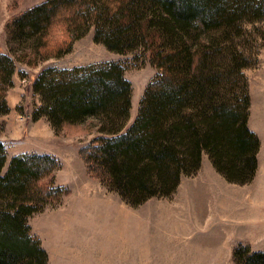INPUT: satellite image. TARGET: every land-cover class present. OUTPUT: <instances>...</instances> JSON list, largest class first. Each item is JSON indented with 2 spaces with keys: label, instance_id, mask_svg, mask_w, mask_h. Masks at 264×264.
I'll list each match as a JSON object with an SVG mask.
<instances>
[{
  "label": "trees",
  "instance_id": "16d2710c",
  "mask_svg": "<svg viewBox=\"0 0 264 264\" xmlns=\"http://www.w3.org/2000/svg\"><path fill=\"white\" fill-rule=\"evenodd\" d=\"M262 18L264 0H42L5 29L9 42L30 41V63L68 51L90 26L110 50L148 51L159 74L130 123L131 84L117 61L45 66L31 84L40 100L32 119L44 116L56 131L88 121L96 134L78 150L88 174L136 205L170 195L181 175L199 168L203 152L228 181L251 180L260 140L247 124V88L240 96L233 77L254 63L239 44L243 20ZM14 60L0 51V113L8 110ZM5 159L0 140V264H46L28 218L68 192L55 184L59 159L19 153L3 169ZM232 259L264 264V248L238 242Z\"/></svg>",
  "mask_w": 264,
  "mask_h": 264
},
{
  "label": "rangeland",
  "instance_id": "374dc122",
  "mask_svg": "<svg viewBox=\"0 0 264 264\" xmlns=\"http://www.w3.org/2000/svg\"><path fill=\"white\" fill-rule=\"evenodd\" d=\"M41 1L0 0V51L15 59L12 84L4 92L8 110L0 113V140L4 142L6 150L3 169H6L11 156L15 155L11 152L18 148L30 149L31 152L53 151L60 162L55 170L54 180H57V184L68 187V192L58 202H61L59 205L48 203L50 205H45L47 208L51 205L56 207L36 212L38 214L30 220L32 226L42 233L43 227L52 222L55 236H51L50 243L53 246L56 242L57 246L59 243H79L91 247H107L106 254L109 258L113 257L112 264H138L135 256L139 249L144 254V262L143 258L140 259L142 264H236L230 257L229 247L223 245L225 230L222 224L213 218L207 226V221L203 220L210 210L209 192L198 182V177L187 181L184 179L187 175H181L184 180L176 186L177 190L171 199L165 198L166 196H151L136 205L124 200L123 204L114 190L88 174L79 154V148L96 134L88 121L56 131L46 117L41 116L51 127L42 125L41 122L35 123L37 118L32 119L31 111L40 100L31 84L35 74L45 66L72 67L110 61L121 63L124 66V77L131 84L127 123L135 118L147 83L159 74V70L150 62L148 51L142 46L122 53L110 50L93 39L92 26L72 41L68 51L45 59L35 58L34 63H30L34 56L30 52V41L9 42L5 27L13 15ZM243 27L239 44L254 63L243 67L241 75H235L233 80L240 96L242 88H247L250 97L248 118L252 113V120L259 126L261 137L263 133L264 157V18L252 22L244 19ZM18 92L21 96L15 103L14 95H18ZM41 133L45 138L37 137ZM202 154L206 156L207 153ZM204 167L203 162V171ZM256 171L257 167L255 173ZM226 181L238 185L236 189L242 194L260 193L263 190L264 175H258L249 183ZM213 189L216 190V186ZM161 209L165 211L164 218L157 220V211ZM126 218V231L119 233L123 219ZM112 235H117L115 240L118 247H122L124 240L125 243L129 240L130 254L128 257L123 255L127 259L122 260L120 254L111 253L110 250L115 245L109 242ZM251 243V247L255 249L264 247V241Z\"/></svg>",
  "mask_w": 264,
  "mask_h": 264
},
{
  "label": "crops",
  "instance_id": "0c3cea01",
  "mask_svg": "<svg viewBox=\"0 0 264 264\" xmlns=\"http://www.w3.org/2000/svg\"><path fill=\"white\" fill-rule=\"evenodd\" d=\"M20 96L21 93L18 92V95H14L15 100L13 101H15V103L18 102ZM8 102L10 104V101ZM40 122L42 125L45 126L47 125L48 127H51L49 125V122H47L44 117H39L35 120V123L37 124ZM247 124L249 128L252 129L257 134L260 140L259 150L257 151V171L253 179L250 181L252 182L256 179L258 175H264V157L262 155L263 133L261 131L262 133V137H261L259 126L255 121L252 120V113H250ZM37 137L45 138L43 133L37 135ZM22 152H31V151L30 149H25L21 147L15 151H12L11 154H18ZM36 152L50 153V154L54 153L53 151H48V150H43V151L36 150ZM203 162L205 163L204 171L202 168ZM261 168H263V170H261ZM197 177L200 179L198 182L202 183L203 188L209 192L208 199H209L210 210L203 217V220L207 221V226L209 225V223L213 218L217 219L218 222L222 224L223 229L225 230V235L222 237V240L224 241L223 245L225 246L227 245V247H229L231 259H232V249L234 245L237 244L238 242L246 243L250 246L251 249H255L251 247L252 246L251 242L264 241V184H263V190L260 193L256 192V193L242 194L240 191H237L236 189L238 185L229 184L226 181L225 177L216 170V168L211 163V160L209 159L207 154L206 156L202 154L199 169L196 172L190 174L189 176L187 175L184 179L189 181ZM55 179H56V171H55ZM184 179L181 176L177 186H179ZM56 182L57 180H55V184L58 183ZM213 186H216V190L213 189ZM176 190L177 187L174 192H172L169 196H166L165 198L171 199L174 193L176 192ZM117 197L119 198L121 203L125 204L124 202H122L123 200L119 196ZM60 203H56V205H59ZM54 207L56 206L51 205V207L49 208L45 206L38 213L48 209H52ZM38 213H33L31 216H29L28 222L31 228V232L39 237L42 247L47 252L46 264H112L113 263V257L109 258L106 254L108 250L107 247L103 248V247H99L98 245L95 247H91L79 243H74V244L59 243V246H57L56 242L53 246L50 243L51 240L50 238L51 236H55L54 233L55 227L51 226L54 224H51L52 222H48L46 227L45 226L43 227V231L41 233L38 230H36L30 223L31 218ZM164 215H165V211L163 209L157 211V220L160 219L162 220L164 218ZM127 219L128 218L123 219V223L121 224L120 227L121 229H119L120 230L119 233L120 232L124 233L126 231ZM117 235L111 236L112 240L109 242L115 245L110 251L113 255L120 254V258L122 260H125L127 258H124L123 255L127 256L130 254L129 240H127V243H125L126 240H124L122 247H118L117 246L118 242H116L115 240ZM227 236L229 238H227ZM263 248H256V249H263ZM207 252H209V250H207ZM143 257L144 254H141V250L139 249L138 255L135 256V259L138 262V264H142V262H140V259H142ZM143 262H144V258H143Z\"/></svg>",
  "mask_w": 264,
  "mask_h": 264
}]
</instances>
